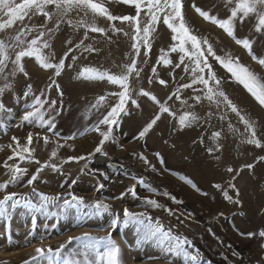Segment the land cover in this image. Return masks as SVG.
<instances>
[{
	"label": "rangeland",
	"instance_id": "obj_1",
	"mask_svg": "<svg viewBox=\"0 0 264 264\" xmlns=\"http://www.w3.org/2000/svg\"><path fill=\"white\" fill-rule=\"evenodd\" d=\"M21 2L15 0V3ZM103 3L113 16H136L132 4L121 0H103ZM182 4L185 20L195 35L207 38L217 55L223 57L230 53L233 59L238 57L241 64L264 79V67L223 29L199 16L193 7L226 19L234 4L226 5L225 0H182ZM258 8L264 11V7ZM45 11L50 13V19L32 10L23 21L17 20L0 31V40L4 41L9 57L5 62L7 67L0 73V88L10 85L0 96L6 109L0 112V183L10 180L5 162L27 170L17 182L0 190V199L16 193V199L21 200L15 208L9 202L5 215L0 216V264H63L64 258L82 259L83 241L76 238L84 234L93 237L111 234L121 250L122 264H132L129 257L137 264H192L183 256L166 251L156 240H144L143 226L131 221L125 225L124 209L158 220L165 229L189 240L187 250L198 256V264H264V236L261 235L264 232V159H261L264 158V107L209 57L212 70L221 81L220 90L252 123L255 138L261 143V147H256L247 143L251 130L236 113L224 103L217 105L204 98L206 89L202 84L181 88L193 79L190 69L185 71V64L191 62L185 59L184 64L175 67L180 63V54L169 52L171 64L158 63L161 50L167 52L174 43L162 16L151 33L150 50L141 43L137 56L132 47L135 33L130 22L109 21L86 8H73L65 14L63 9L48 5ZM145 11L140 14L141 27L148 21ZM8 18L0 13V22ZM256 24L255 14H250L243 23L237 19L235 36L253 41V52L264 57V31L258 33ZM89 26L102 28L104 32H92ZM22 32V43H19L14 37ZM38 37L50 45L42 53L53 64L64 59L65 68L56 76L54 69L43 70L34 58L25 57L22 63L28 75L19 71L13 75L15 55ZM86 47L94 51H85ZM133 59L140 71L129 83L131 96L139 107L128 102L129 114H121L102 152L95 153L102 137L91 129L117 102V97L109 94L121 89L107 80L78 78L79 74L85 68L120 74ZM204 74L207 75V70ZM161 79L167 82L166 86L159 83ZM29 86L31 94L25 96ZM178 88L180 100L173 96ZM140 89L155 95L175 113V116L160 114V119L143 138L139 133L159 114V106L138 95ZM35 96L47 101L42 111L45 120H53V129L41 127L38 122H23V115L33 110L26 105ZM101 96L106 99L96 106ZM196 96L201 97L199 102ZM52 101L55 105H51ZM185 113H193L198 119L181 128L179 117ZM101 130L107 131L108 126L101 125ZM29 134L33 137L31 157L23 161L9 160L12 150L8 146L15 147L12 138L16 137L23 146ZM43 137H48L47 144ZM58 144L63 147L57 148ZM54 149L57 155L53 158ZM69 157L85 159L65 163ZM44 163L56 164L59 171L51 167L38 171ZM229 168L233 171L229 172ZM33 175L37 178L29 184ZM181 177L191 180L196 187ZM132 188L135 197L129 191ZM40 195L49 197L50 202L44 209L24 207L25 201L39 207ZM72 196L82 198L83 206L62 207L64 200L71 201ZM148 199L161 207L148 205ZM98 202L107 204L109 212L97 214L93 205ZM116 216L119 223L113 228L111 221ZM70 237L73 239L69 243ZM37 248L60 249L61 256L49 260L38 254Z\"/></svg>",
	"mask_w": 264,
	"mask_h": 264
},
{
	"label": "snow or ice",
	"instance_id": "obj_2",
	"mask_svg": "<svg viewBox=\"0 0 264 264\" xmlns=\"http://www.w3.org/2000/svg\"><path fill=\"white\" fill-rule=\"evenodd\" d=\"M125 4H132L136 8V16H123L117 17L113 16L108 9L104 6L103 0H22L21 3H15V0H0V13H4L9 18L5 22H0V31L5 28L11 27L17 20L23 21L24 18L28 15L29 11L35 10L36 13H39L47 18H51L49 12L45 11L46 6L54 5L57 9H63L64 13L71 11L73 8H86L91 10L94 14L104 16L109 21L120 20L121 22H130L133 24L134 33L133 36L134 43L132 45L137 56L140 52L141 43L150 50V37L151 33L156 30V25L161 21V16L163 17L162 22L167 26L168 29L172 32V40L174 41L173 45L166 52L161 50V55L158 59V63H162L167 66L171 64V60L168 58L169 52L179 53L180 54V63L176 64L175 67H180L181 64H184L185 59L190 61L189 64H185V71L190 69L193 79L190 84H183L181 88H191L194 84H202L206 92L204 98L208 101L216 103H224L232 112L236 113L240 120L245 124L246 128L251 130V138L247 140V143L254 144L256 147H261V143L256 139L255 129L250 121L245 119L243 115L240 114L239 109L232 103L228 96L219 88L221 83L220 79L216 77L215 72L212 70V66L209 63V57H212L217 61V63L224 68L228 73L231 74L232 78L247 90V92L262 106L264 107V79L259 77L256 73L252 72L247 66L239 62V58L233 59L230 53L225 54V56H219L215 53L212 45L208 42L207 38H201L194 34L193 30L187 24L184 13H183V4L182 0H121ZM227 4H234V7L230 9V16L226 19H218L216 16L211 15L208 11L202 10L199 7L193 5L195 11L201 16L205 21H209L219 28L223 29L224 32L235 40L238 45H241L244 49L248 51V54L252 57L254 61H257L262 67H264V57H258L253 52V41L244 38L237 39L235 36V22L239 19L240 23H243L245 18H248L250 14H255L257 18V24L255 30L259 33L264 31V11H260L258 6L264 7V0H225ZM145 15L148 17L147 23L141 27L140 14L141 11L145 10ZM71 23V21H69ZM81 26H84L81 23ZM90 31L103 33L104 29L89 26ZM115 31H121V29H115ZM23 35V32L14 37L15 41L22 43L20 36ZM44 34L41 33L42 37ZM50 45L45 41L41 42L40 38L32 39L29 43V46L19 51L15 55V59L12 63L15 65L16 71L23 73L25 76L28 73L25 71L24 65L22 63L23 58H34L37 65L43 70L54 69L55 75L59 76L63 69L65 68L64 59H61L59 63L53 64L49 61V58L42 53L43 48H48ZM85 51H94L90 47H86ZM9 59L7 55L6 45L4 41L0 40V73L4 72V69L7 67L6 61ZM70 67V66H69ZM207 70V75L205 76V71ZM139 71L136 66V60L133 59L132 62L124 66V70L120 74H111L107 70L101 71L95 68H85L78 78H84L87 80H107L112 85H117L121 89L118 92L110 93L109 95L117 97V102L111 107L110 111L91 129V131L97 132L102 139L100 140L99 145L95 148V153H101L103 145L106 141H109L112 132V126L118 124L119 117L121 114L128 115L127 104L130 101L131 104L135 107H139V104L136 99H133L131 96V87H130V78L135 75L139 76ZM153 74L156 73V69H152ZM55 83V82H53ZM151 83V80L149 81ZM161 85L167 84L164 80H159ZM59 88L58 85H56ZM5 88H10V85H5ZM5 88H0V96L3 95ZM180 88L173 93V96L177 100H180L179 95ZM31 94V86H29L28 91L25 93V96ZM63 95V93H60ZM140 96L147 97L152 102L156 103L159 106V114H157L139 133V137L143 138L157 123L160 119V114L168 113L170 116H175L166 103H161L155 95L152 93L140 89L137 93ZM172 97L170 96L169 99ZM106 98L101 96L97 100V105H101ZM195 99L197 102L201 100L200 96H196ZM183 102V101H182ZM47 103L46 100H42L40 96H35L31 104H27L26 108L33 109L28 111L23 115V122H38L39 126H47L49 130L55 127V124L52 119L45 120L44 112L42 111L44 104ZM55 101L51 102V105H55ZM186 103V102H183ZM50 105V106H51ZM5 106L0 101V112L5 111ZM198 117L193 113H185L179 117V125L181 128L189 126L192 122L197 120ZM101 125H107L108 130L102 131ZM87 131V130H86ZM85 133H81L83 135ZM219 136V133L214 134ZM13 142L15 147L10 144L8 147L12 150V155L8 157L9 160L19 159L21 161L29 159L31 157L34 149L31 148L33 143V137L31 134L27 137L26 144L21 146L19 140L16 137H13ZM45 144L48 143V137H43ZM63 147V145H57V148ZM19 149V151H17ZM211 151V149L209 150ZM27 154V156L25 155ZM57 155V151L54 149L51 153V156L54 158ZM158 155V154H157ZM85 159V157H69L65 163L71 161H79ZM141 159H145L141 157ZM264 159V158H261ZM37 164L40 161L33 160ZM4 167L8 169L10 173V180L6 183H0V190L7 189L8 185L14 184L17 182L21 176L26 173V169H22L19 165H9L5 162ZM44 167H51L53 171H59V168L56 164L44 163L38 171H42ZM248 168H252L253 165H246ZM229 172L233 171L231 168L228 169ZM37 176L33 175L29 179L28 183L31 184L36 180ZM185 182L190 184L193 188L196 187L191 180H188L184 177ZM140 184H143V180L139 181ZM235 187V185H230ZM102 188L103 185H100ZM219 188V185H216ZM155 192V189H150ZM131 194L135 197V189H129ZM123 195V194H122ZM167 195V193H165ZM16 193H10L0 199V216L5 215L7 211V206L11 202V207L15 208L21 203L20 199H16ZM226 198L231 200V197L227 196ZM172 199H175L174 197ZM41 205L37 207L35 204L25 201L24 207L29 209H35L40 211L44 209L49 203V197L45 195H40ZM239 203V201H236ZM146 203L152 207H161L155 200L148 199ZM84 201L82 198L72 196L71 201L65 199L62 207L64 208H77L83 206ZM93 207L97 210V214L101 212H109V206L107 204L96 203ZM124 224L127 225L130 221L138 225L143 226V238L144 240H156L161 246L165 247V250L172 252L177 256H183L186 260L192 261V264H198V256L191 254L186 246H190L191 242L186 238H183L179 235L173 234L171 229H165L158 220L153 221L150 217H146L143 213H132L128 209L123 211ZM119 223V216H116L111 221V226L115 228ZM264 236V232L261 233ZM73 238H69V243ZM83 241L84 251L80 253L82 259H77L75 257H68L63 259V264H122L120 248L119 246L111 239V234L108 237H93L89 234H84L81 238ZM63 246H61L62 248ZM36 252L40 255L45 256L49 260L53 257L60 258L61 251L57 249L53 251L51 248H48L45 251L42 248H37Z\"/></svg>",
	"mask_w": 264,
	"mask_h": 264
},
{
	"label": "bare ground",
	"instance_id": "obj_3",
	"mask_svg": "<svg viewBox=\"0 0 264 264\" xmlns=\"http://www.w3.org/2000/svg\"><path fill=\"white\" fill-rule=\"evenodd\" d=\"M129 260L130 262H132V264H137L134 260H132L130 257H129Z\"/></svg>",
	"mask_w": 264,
	"mask_h": 264
}]
</instances>
